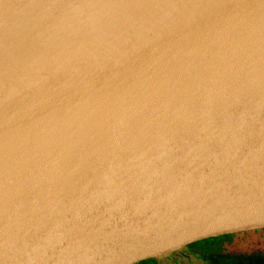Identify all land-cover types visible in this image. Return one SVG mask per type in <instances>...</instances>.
I'll use <instances>...</instances> for the list:
<instances>
[{"label":"water","instance_id":"1","mask_svg":"<svg viewBox=\"0 0 264 264\" xmlns=\"http://www.w3.org/2000/svg\"><path fill=\"white\" fill-rule=\"evenodd\" d=\"M259 228L264 0H0V264Z\"/></svg>","mask_w":264,"mask_h":264},{"label":"rangeland","instance_id":"2","mask_svg":"<svg viewBox=\"0 0 264 264\" xmlns=\"http://www.w3.org/2000/svg\"><path fill=\"white\" fill-rule=\"evenodd\" d=\"M257 232L262 235L260 242L248 233L216 240L210 246L221 248V255H213L210 260H217V264H264V230ZM210 260L207 255L186 249L139 264H212Z\"/></svg>","mask_w":264,"mask_h":264},{"label":"flooded vegetation","instance_id":"3","mask_svg":"<svg viewBox=\"0 0 264 264\" xmlns=\"http://www.w3.org/2000/svg\"><path fill=\"white\" fill-rule=\"evenodd\" d=\"M264 230V228H259V229H253V230H248V231H244V232H237V233H231V234H225V235H220V236H217V237H214V238H210V239H207V240H204L200 243H197V244H194L192 246H188L184 249H181L179 251H182V250H191L193 252H195V254H198V255H207L209 257V260L211 258H213V255L214 256H218V255H221V252L222 249L221 248H217V247H212L210 245H212L216 240L218 239H221V238H230L232 235H238V234H244V235H247L250 234L252 235V238L256 241V242H260L261 239H262V235L260 233H258L257 231H262ZM199 248V249H198ZM202 249V250H200ZM177 251V252H179ZM175 253V252H174ZM173 254V253H172ZM169 255V254H168ZM159 258V257H158ZM156 259V258H154ZM152 260V259H150ZM149 261V260H147ZM211 261V260H210ZM146 262V261H144ZM142 263V262H141ZM210 263L212 264H217L219 263L217 260H212Z\"/></svg>","mask_w":264,"mask_h":264},{"label":"trees","instance_id":"4","mask_svg":"<svg viewBox=\"0 0 264 264\" xmlns=\"http://www.w3.org/2000/svg\"><path fill=\"white\" fill-rule=\"evenodd\" d=\"M199 249V248H198ZM200 250H202V249H200Z\"/></svg>","mask_w":264,"mask_h":264}]
</instances>
